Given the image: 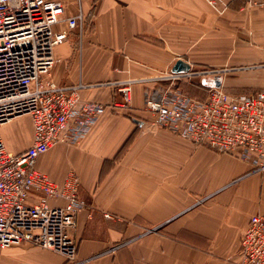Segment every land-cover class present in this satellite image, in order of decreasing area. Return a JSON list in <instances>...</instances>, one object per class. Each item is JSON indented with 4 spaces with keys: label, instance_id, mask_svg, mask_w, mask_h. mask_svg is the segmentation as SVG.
Segmentation results:
<instances>
[{
    "label": "crops",
    "instance_id": "obj_1",
    "mask_svg": "<svg viewBox=\"0 0 264 264\" xmlns=\"http://www.w3.org/2000/svg\"><path fill=\"white\" fill-rule=\"evenodd\" d=\"M62 1L65 17L82 11L87 25L55 49L54 80L81 85L83 101L109 105L122 99L119 83L140 81L131 85L129 108L109 106L81 143L58 144L38 159L57 182L70 170L81 180L87 208L73 233L72 264H240L245 229L264 215V171L151 128L143 95L179 58L227 70L222 87L231 94L263 88L264 7L240 0L223 10L208 0ZM1 134L9 152L26 151L31 118L12 120ZM0 264L71 263L23 244L3 251Z\"/></svg>",
    "mask_w": 264,
    "mask_h": 264
},
{
    "label": "built area",
    "instance_id": "obj_2",
    "mask_svg": "<svg viewBox=\"0 0 264 264\" xmlns=\"http://www.w3.org/2000/svg\"><path fill=\"white\" fill-rule=\"evenodd\" d=\"M208 1L223 10L237 0ZM240 1L264 7V0ZM86 25L82 11L65 17L62 0H0V256L29 244L77 262L73 233L87 208L80 197L81 180L70 170L57 182L38 168V159L58 144L81 143L109 106L129 108L131 85L140 82L119 83L122 99L109 105L83 101L81 85L62 86L54 80L55 49L73 30L82 36ZM226 71L191 66L187 73L165 72L145 90L143 111L153 129L168 130L197 147L232 155L264 171V87L237 95L222 86L206 87L203 100L180 89V82L204 84ZM21 116L31 118L33 139L26 151L14 154L5 147L1 131ZM240 257V264H264L263 214L251 217Z\"/></svg>",
    "mask_w": 264,
    "mask_h": 264
},
{
    "label": "water",
    "instance_id": "obj_3",
    "mask_svg": "<svg viewBox=\"0 0 264 264\" xmlns=\"http://www.w3.org/2000/svg\"><path fill=\"white\" fill-rule=\"evenodd\" d=\"M190 69H191V64H189L182 58H179L176 61V63L173 65L171 72L173 74H181V73L189 72ZM204 85L208 88H211V87L220 88L222 86V77L220 75H217L215 77H210L204 81Z\"/></svg>",
    "mask_w": 264,
    "mask_h": 264
},
{
    "label": "rangeland",
    "instance_id": "obj_4",
    "mask_svg": "<svg viewBox=\"0 0 264 264\" xmlns=\"http://www.w3.org/2000/svg\"><path fill=\"white\" fill-rule=\"evenodd\" d=\"M247 42H249L248 40H246ZM196 68V67H195ZM201 68V67H200ZM224 75H227L226 73H223V75L222 76H224ZM203 83V82H202ZM195 85H201L198 81H196V84L195 83H190V82H180L179 83V86H180V89L183 91V92H185L186 94H188L189 93V88H193L194 90H195V93H197L198 95H196V94H191L190 95V93L188 94L190 97H192V98H194L193 96H196L195 98L196 99H199L200 97L202 98L203 96H206V94H207V91H206V89H198V87H196ZM202 86V85H201ZM197 97H199V98H197ZM199 100H201V99H199Z\"/></svg>",
    "mask_w": 264,
    "mask_h": 264
},
{
    "label": "trees",
    "instance_id": "obj_5",
    "mask_svg": "<svg viewBox=\"0 0 264 264\" xmlns=\"http://www.w3.org/2000/svg\"><path fill=\"white\" fill-rule=\"evenodd\" d=\"M202 85V86H201ZM201 85H195L196 87H198V89H206V86L204 85V84H201ZM186 92V91H185ZM189 93H190V95L191 94H196V95H198L197 93H195V90L193 89V88H189ZM188 93V94H189ZM192 96V95H191ZM194 98L196 97V96H193ZM205 97L206 96H203L202 98L200 97H197V98H199V99H201V100H203V99H205Z\"/></svg>",
    "mask_w": 264,
    "mask_h": 264
}]
</instances>
